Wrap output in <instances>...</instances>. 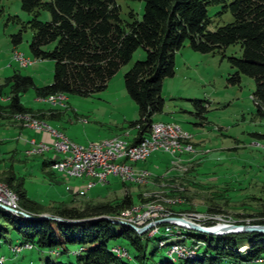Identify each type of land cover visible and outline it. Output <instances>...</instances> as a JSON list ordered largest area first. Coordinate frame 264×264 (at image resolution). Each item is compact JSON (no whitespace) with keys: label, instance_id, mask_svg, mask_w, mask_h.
<instances>
[{"label":"rangeland","instance_id":"obj_1","mask_svg":"<svg viewBox=\"0 0 264 264\" xmlns=\"http://www.w3.org/2000/svg\"><path fill=\"white\" fill-rule=\"evenodd\" d=\"M117 2L122 19L127 18L128 8H132L135 16L140 17L142 0ZM219 8V3L207 4L208 29L231 20V13L228 10L217 12ZM29 17L30 13L20 7L19 0H0L1 82L4 76L14 70L30 75L35 86L51 80L53 60L33 57L28 49L31 30L27 26L21 27V21ZM37 17L46 20L49 11L40 8ZM18 29L20 39L13 42L11 34ZM51 45L52 42L49 43ZM18 53L29 59L34 58V62L23 66L15 59ZM230 54H240L238 43L228 44L221 50L201 52L190 48L184 40L174 51L173 74L161 79L162 107L152 113L150 123L163 121L171 125L175 132L185 136L180 139L181 145L177 150L149 149L144 157L131 162L133 175H137L135 178L123 182L117 175L108 174L105 182L95 183L85 190L84 196L69 192L64 187L66 183L77 185L87 180L83 177H66L48 164L41 165L42 159L50 158L54 152L33 150L36 147L33 145L22 152L20 133L18 136L17 130H10V134H7L1 124L34 128L43 125L44 129L51 127L78 145L114 137L131 141L137 124L134 126L129 122L138 117V106L127 94L122 75L133 61L144 58L145 50L141 46L133 49L129 59L117 67L103 88L92 93H63L65 98L62 103L52 104L45 95L36 94L32 86L27 87L19 99L32 111L22 113L27 116H18L14 112L6 114L3 111L0 117V174L11 167L22 176L26 195L46 209L60 203L81 208L86 203L117 202L127 194L131 200L128 205L105 215L134 225L141 211L155 213L158 217L181 215L203 226L217 223L264 224L253 222L257 217L255 212L264 199V141L258 136V133L264 132V116L256 111L251 95L253 78L242 72L238 73L237 80L228 78L234 70L226 58ZM7 89L4 86L0 90L2 104L7 101ZM51 113H55V116H51ZM149 126L146 133L139 137L150 134ZM38 130L26 127L21 130V134L38 138ZM5 136L8 139L3 141ZM53 141L55 139L52 138L51 144ZM14 147L15 150L12 149ZM0 184L5 185L16 197L18 210L7 211L21 215L20 210H25L19 206L16 192L1 178ZM2 210L6 211L4 208ZM42 212L52 214L47 210L32 214ZM166 224L169 225L168 230L163 229ZM5 227L0 237L3 264H44L46 259L74 262L76 259L72 248H78L77 243H66L65 251L61 247L38 246L29 241L20 242L19 232L9 224ZM138 234L145 253L143 260L150 263L166 258L176 262L193 256L202 241L191 235L210 236L187 225L167 221L158 224L153 232L149 228ZM109 242L125 248L123 259L131 264L137 261L135 250L127 238L116 237ZM171 244L180 245L190 255L171 250ZM245 248V243L237 247L238 250ZM240 264H264V256Z\"/></svg>","mask_w":264,"mask_h":264},{"label":"trees","instance_id":"obj_2","mask_svg":"<svg viewBox=\"0 0 264 264\" xmlns=\"http://www.w3.org/2000/svg\"><path fill=\"white\" fill-rule=\"evenodd\" d=\"M209 3H219L217 12L228 10L231 20L208 29L206 6ZM19 5L30 13L28 19L21 21V27L31 30L27 44L30 54L36 58H51L52 75L50 82L39 86L33 84L30 75L16 70L4 76L0 90L7 86L8 98L5 104L0 103V117L3 111L6 114L32 111L19 99L29 86L36 94L46 97L67 92L89 94L103 88L117 67L129 59L133 49L141 46L145 50L144 58L133 61L122 75L127 94L138 106V117L129 122L137 124L131 139L135 144L149 124L150 131L152 113L162 107L161 79L173 74V53L184 40L190 48L201 52L221 50L228 44L238 43L240 54L226 57L234 67L228 78L237 80L239 72L253 78L251 95L256 111L264 116V0H142L140 17L128 8L126 19L119 16L117 0H19ZM40 8L49 11L48 19L37 17ZM19 39L20 29L11 34L13 42ZM258 136L264 141V132ZM51 161L42 160L41 165ZM0 178L16 192L19 206L25 211L47 210L64 219L114 213L131 201L125 194L117 202L86 203L81 208L60 203L46 209L26 195L22 176L11 167L3 170ZM255 215L253 222L264 223V199ZM7 224L19 232L20 242L61 247L63 251L67 249L66 243L78 244V248H72L76 254L74 262L46 259L44 264H131L112 251L113 247H123L109 242L116 237L127 238L134 248L137 261L133 264H240L264 256V232L255 230L209 234L208 237L192 234L191 237L202 241L195 255L176 262L166 258L150 263L143 260L145 253L138 233L127 225L103 218L77 222L32 219L0 208V237ZM241 243H245L246 248L238 250Z\"/></svg>","mask_w":264,"mask_h":264},{"label":"built area","instance_id":"obj_3","mask_svg":"<svg viewBox=\"0 0 264 264\" xmlns=\"http://www.w3.org/2000/svg\"><path fill=\"white\" fill-rule=\"evenodd\" d=\"M16 59H20L21 63L25 61L20 57ZM156 127L160 126L153 122V130L149 132V135H156V142H149V135H142L140 136L141 145H134V152H143V146L145 145L162 144L158 141ZM166 128L167 133L175 134L170 130V128ZM46 132L50 136H59L60 146H51V139L48 142L39 141L36 143L30 139V143H32V145H42L46 150L51 149L54 152L55 155L50 164L65 170L68 174H76V172H86L88 174V181L86 182H82L77 185H69L66 183L64 187L69 192L75 194L85 192L86 189L90 188L95 183L105 182L107 180L106 177L108 174H114L118 176L119 170H128V176H130L131 169H128L126 166H124L123 161H116V153H123V157H125V147L118 145L93 144L88 141L87 149H77L76 143L70 140L67 136L62 135L58 130H54L51 127H46ZM102 147H110V154H102ZM119 179L122 180V178ZM0 203L7 204L11 207L7 195L3 192L2 186H0ZM138 214L139 216H136L137 219H132L138 225L142 224L146 220H151L154 217H158V215L155 213L151 214L148 211H141ZM158 224L160 223L154 224L150 230H152V232L155 231ZM163 229L168 230L169 225H164ZM181 250H183V248H181ZM0 260H3V256L1 254Z\"/></svg>","mask_w":264,"mask_h":264},{"label":"bare ground","instance_id":"obj_4","mask_svg":"<svg viewBox=\"0 0 264 264\" xmlns=\"http://www.w3.org/2000/svg\"><path fill=\"white\" fill-rule=\"evenodd\" d=\"M19 57L23 58L25 60L23 63H21L20 59H17L23 66L29 65L32 62H34V59L26 58L22 53L15 54V59L19 58ZM64 98H65V96L63 94H55V95H50V96L46 97V100L49 101L52 104H58V103H62ZM15 115L27 116V114L24 115L22 113H18V114H15ZM156 124L158 126H160V127H156V134L158 135V141L161 142L162 144L145 145V146H143V152H134V145H141V137H139L140 140H138L135 144H132V142L130 143L129 141H127V140H125L123 138H119V137L103 139V140H101L99 142L93 143V144H104V145H118V146H121V147H125V157H123V153H116V161H123V165L126 166L128 169H131L130 170V176H128V170H119L118 171V177L122 178L123 182H125V181H127V180H129L131 178H135L137 176V175H133L134 174V167L132 166L131 162L144 157L148 153L149 149L152 150L153 148H157V149L158 148H164L166 150H169V149H176L177 150V148H180V145H181L180 139L184 138L185 135L178 134L170 126H167V125H164V124H161V123H156ZM42 126L38 125L36 128L44 129V127H42ZM166 127L170 128V130L173 131L175 134L167 133V128ZM44 130H46V129H44ZM54 130H56V129H54ZM151 130H153V123L151 125L150 131ZM60 133L62 135H64L62 132H60ZM52 138H53V140L55 139V141H53L51 146H60V137L59 136H51V139ZM149 142H156V135H149ZM165 145H166V148H165ZM33 146H39V150H46L42 145H33ZM76 148L77 149H87V145H78V144H76ZM33 150H35V149H33ZM164 152H166V151H164ZM102 154H110V147H102ZM52 168H54L57 172L59 171L60 173H62L66 177H77V178L83 177V178H85L88 181V174L86 172H76V174H68L65 170H63L61 168H58L55 165H52ZM0 186H2L4 194H6L7 197H9L8 199H9V203L11 204V207L9 205H7V204H3V205H6V206L10 207L12 211L18 210V205H17L16 197L14 196V193L12 194V191H10L5 185L0 184ZM84 193L85 192H82V193H79L78 195H83L84 196ZM126 211L129 212L128 208H127ZM146 221H148V220H146ZM146 221H144L139 226H141L144 223H146ZM159 223H161V222H159ZM154 224L155 223H152L145 230L151 228ZM136 225H138V224H136ZM225 227H227L226 224L217 223V224L213 225L211 227V229L219 230V229H223ZM145 230H143V231H145ZM239 231H246V230H239ZM227 232H236V231H225V232H222V233H227ZM211 235H216V234H211ZM178 247L182 248V247H180V245H171L170 249L174 250L175 252L178 251L182 255L187 254V250L184 249V248H183V250L175 249V248H178ZM112 251H114V253H116L118 256H121V257L126 255L125 248H123V247H113ZM183 251H185V252H183Z\"/></svg>","mask_w":264,"mask_h":264},{"label":"water","instance_id":"obj_5","mask_svg":"<svg viewBox=\"0 0 264 264\" xmlns=\"http://www.w3.org/2000/svg\"><path fill=\"white\" fill-rule=\"evenodd\" d=\"M0 207L4 208L6 210H11L10 207L3 205L0 203ZM20 214L22 216H25L27 218H47V219H55L58 221H68V222H77L80 220H87L89 218H105L111 223H118V224H124L130 227L132 230L135 232H141L145 230L147 227H149L152 223H159V222H171V223H179V224H184L187 225V227H190L192 229L198 230L203 233L207 234H220L225 231H239V230H258V231H264V224H236V223H224L227 225V227L219 230H214L211 229L213 225L209 226H203L199 223L192 222L191 220H188L187 218L181 216V215H170V216H161L154 218L152 220H148L146 223H144L142 226H136L132 223H129L125 220L122 219H117V218H109L105 214H100L97 216H91V217H81V218H62L60 216H55L49 213H37V214H32L23 210H20Z\"/></svg>","mask_w":264,"mask_h":264},{"label":"crops","instance_id":"obj_6","mask_svg":"<svg viewBox=\"0 0 264 264\" xmlns=\"http://www.w3.org/2000/svg\"><path fill=\"white\" fill-rule=\"evenodd\" d=\"M163 121H160V122H155V123H161V124H164V125H167V126H170L171 127V125H169V124H167V123H162ZM51 125V124H50ZM1 127L3 128V129H5L6 130V133L7 134H10V130H17V134H18V136H19V133H20V135H21V137H22V140H23V143H22V152H25L27 149H29L30 148V146L32 145V143H30V139H33V142L35 143V142H38V141H46V142H48V141H50V139H51V136L50 135H48V133L47 132H45L44 130H38V129H36V128H34V127H31V126H20V125H12V124H1ZM30 128L31 130H34V131H40V136L38 137V138H35L33 135H24V134H21V130L23 129V128ZM52 127H55V126H52ZM14 135V134H13ZM15 137H16V133H15V135H14ZM17 136V137H18ZM6 137V136H5ZM3 138V141L4 140H6V139H8V137H6V138ZM45 138V139H44ZM128 140V139H127ZM0 141H2V138L0 139ZM51 141H52V139H51ZM130 143H131V141H129ZM13 150H15L16 148L14 147V148H12ZM34 149L35 150H39V146H36V147H34ZM49 150H51V149H48V150H45V151H49ZM52 151V150H51ZM43 152V151H42ZM31 153H36V152H31ZM54 153H53V155L50 157V158H43L42 160H44V161H48V160H51V159H53L54 158ZM48 165L52 168V165H50V162L48 163ZM54 169V168H53ZM78 183V182H77ZM26 190V189H25Z\"/></svg>","mask_w":264,"mask_h":264}]
</instances>
